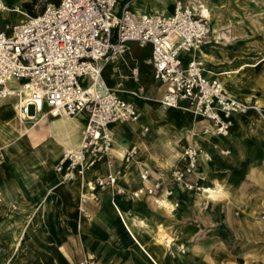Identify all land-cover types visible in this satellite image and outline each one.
<instances>
[{
  "label": "crops",
  "instance_id": "crops-1",
  "mask_svg": "<svg viewBox=\"0 0 264 264\" xmlns=\"http://www.w3.org/2000/svg\"><path fill=\"white\" fill-rule=\"evenodd\" d=\"M14 1L3 0L4 5ZM171 1L165 5L157 0H132L130 10L169 14L176 1L191 3ZM204 4L210 15L209 36L183 55L184 62L202 59L207 78L216 79L226 92L240 100L261 105L260 114L250 111L232 118L225 137L203 134V129L210 127L208 120L190 111L160 106L164 88L153 78L151 47L128 43L120 58L103 66L101 79L106 88L133 103L140 117L136 123L110 126V161L104 159L83 176L74 173L64 182L54 170H50L51 176L43 175V171L29 176L27 165L21 163L18 169L11 158L2 154L0 222L10 207L26 202L39 211L52 236L55 258L37 253L32 249L35 245L28 242L34 253L30 264H36L38 258L43 264H79L89 257L96 264H243L227 252L221 232L241 234L246 241L259 243L261 252L264 237L259 235L257 239L256 235L264 230L260 218L264 212V0H204ZM90 82L89 78L80 80L81 86L87 84L83 88ZM7 106L11 110L4 114ZM78 116L57 118L71 127L69 134L63 131V125L53 127L56 123L46 113L36 120L37 126L42 122L49 128L43 136L54 131L60 137L67 134L66 138L77 134L72 143L51 142L56 148L54 165L63 150L74 149L79 143L86 118ZM15 117L12 101L1 104L0 152L6 151L8 156L12 131L17 133L12 126ZM187 146L201 147L211 156L210 161L199 157L196 169L185 177L200 192L186 191L170 178L173 169L185 168L182 153ZM118 171L116 185L123 194L112 195L110 189L98 188L91 192L97 177ZM144 172L146 179L141 178ZM239 175L243 179H237ZM155 184L159 188L147 194L146 190ZM206 188L218 192L214 200L206 197ZM169 191L171 195H167ZM91 194L96 198L92 199ZM44 199L48 201L45 220L40 212ZM164 203L174 210L164 208ZM203 204H207L206 209ZM158 236L174 239L177 246L160 244ZM179 245L185 247V254L178 252ZM262 262L264 256L260 254L249 262L244 260V264Z\"/></svg>",
  "mask_w": 264,
  "mask_h": 264
},
{
  "label": "built area",
  "instance_id": "built-area-1",
  "mask_svg": "<svg viewBox=\"0 0 264 264\" xmlns=\"http://www.w3.org/2000/svg\"><path fill=\"white\" fill-rule=\"evenodd\" d=\"M131 2L59 0L57 5L48 4L36 15L25 14V19L0 31V105L12 101L17 119L29 124L39 118L29 114L31 106L52 118L81 114L86 118L77 147L63 150L54 165L62 181L74 173L83 176L104 159L110 161V126L139 120L138 108L106 88L101 79L103 66L120 58L128 43L151 47L153 78L164 88L160 106L190 111L208 120L210 127L204 128L203 134L225 137L232 118L250 111L260 114L256 103L240 100L216 79L207 78L202 59L184 62L183 55L203 44L210 33L209 16L203 14L201 5L176 1L169 14L135 13L130 10ZM0 3L4 6L3 0ZM83 78L91 81L87 88L80 84ZM182 154L186 166L173 169L170 178L186 191H199L185 177L196 169L199 157L210 161L211 156L196 146H187ZM119 175L118 171L97 177L91 192L98 188L110 189L112 195L123 194L116 185ZM146 177L144 172L141 178ZM158 188L155 184L146 192L150 195ZM260 218L264 220V212ZM185 251L183 246L178 249L180 254ZM79 264L96 263L89 257Z\"/></svg>",
  "mask_w": 264,
  "mask_h": 264
},
{
  "label": "rangeland",
  "instance_id": "rangeland-1",
  "mask_svg": "<svg viewBox=\"0 0 264 264\" xmlns=\"http://www.w3.org/2000/svg\"><path fill=\"white\" fill-rule=\"evenodd\" d=\"M27 1L30 0H15V3L9 5L5 4L3 6V8L5 9H1L0 11V30H4L6 26H11L12 24L25 19V15L12 12L13 9L18 8L20 12H23L27 15H32L25 11V9L22 7V3ZM189 1L195 5H201L203 14L207 15L204 10L206 6L204 4V0ZM39 7V4L33 5L32 9L34 13L38 14ZM86 85L87 84H84L82 86L85 87ZM7 112L8 111L6 110L3 113L6 114ZM42 112L40 111V108L38 112H36L33 106L29 108V114L34 115L36 117H39ZM49 118L54 119L50 116ZM36 122L37 121L33 122L32 125L27 123V126H34L35 128H37V130H39V126L34 124ZM40 132L41 137L40 135L39 137L40 139L42 138V146L39 145V147L33 148L30 139L20 137L18 132L15 133L14 131H12V139L10 141L11 148L9 151V156L6 154V151H1L0 159L2 157V154H5L6 157L12 159L13 166H17L18 169L21 166V163L27 165L29 176L35 175V173L38 172H40L41 174L42 171L44 172L43 175L51 176L50 170L54 169L53 160L56 155V148L52 146L51 142H55L57 140L60 143H65L70 140V142L72 143L73 141L77 140V134L75 133L76 135H73V138L72 136L66 138L63 135L67 136V134H63V138L62 136L60 137L59 135H57L56 131H54V133H51L50 136L45 135L43 137L42 133H45V131L42 130ZM46 144H49V146ZM25 146H27V148L29 149L28 152L24 151ZM21 150L24 151V153L21 154ZM42 165L44 168L42 167ZM237 179H243V176L239 175ZM27 181L30 182L31 179H27ZM31 202L33 203L34 201L32 200ZM205 205L206 204H203V208ZM2 215L3 213L1 214V216ZM1 220L0 264H30V256L34 255V253L30 251L28 242L32 243L33 246L35 245L32 249H37V253H44V255H51L53 258H55L52 245V236L46 226L43 225L41 217L39 215V211H36L33 204L31 205L26 202H24L23 204L16 203L14 207H10L9 214H6L3 218H1ZM220 235L222 236V239L226 242L225 246L227 252L235 256L237 258V261H242L243 264L244 260L249 262V260L251 259H256L259 254L264 256V244L262 245L261 252H259V243L254 242L253 240L246 241L245 239L241 238V234L237 233L235 235H229V233L227 232H221ZM259 235H262V237H264V230H261L260 233H257V239L259 238ZM261 243H264V239ZM36 264H43L42 259L38 258ZM257 264L264 263L262 262Z\"/></svg>",
  "mask_w": 264,
  "mask_h": 264
},
{
  "label": "bare ground",
  "instance_id": "bare-ground-1",
  "mask_svg": "<svg viewBox=\"0 0 264 264\" xmlns=\"http://www.w3.org/2000/svg\"><path fill=\"white\" fill-rule=\"evenodd\" d=\"M136 1V0H135ZM156 1V0H155ZM158 2H160V3H164L165 5L166 4H169L170 2H172L171 0H157ZM22 3V2H21ZM142 3V2H141ZM171 4V3H170ZM7 8V7H6ZM132 8V7H131ZM1 9H5V8H3V5L0 3V11H1ZM133 9H135L136 10V8H133ZM142 9V8H141ZM135 10L133 11V12H135ZM204 10H205V12H207V14H208V16H210L209 15V11H208V9H207V7L205 6V8H204ZM10 12V11H9ZM12 12H16V13H20V14H22V15H25V13H23V12H20V10L17 8V9H13L12 10ZM135 13H138V12H135ZM212 15V14H211ZM214 16V15H213ZM212 16V17H213ZM211 17V18H212ZM214 18V17H213ZM215 20V19H214ZM214 31H215V24H214V22L212 23V32L214 33ZM201 53H202V55L203 56H205V57H207V54L204 52V51H202L201 50ZM260 104V103H259ZM256 105H257V107H259V109H261L262 107H261V105H258L257 103H256ZM1 106V105H0ZM4 110H11V107H9V106H7L6 107V109L4 108ZM11 112V111H10ZM15 114H16V112H15ZM13 117H14V115H13ZM45 117V114L44 113H42L40 116H39V118L41 119V118H44ZM48 118V117H47ZM60 118V117H59ZM62 120V119H61ZM65 120H67V119H65ZM264 120V119H263ZM62 121H64V120H62ZM62 121H59V119H57V118H54L53 119V121H52V123H56V124H54V126L53 127H60L61 125H63L62 123ZM8 123V121L6 122V124L5 125H8L7 124ZM10 123V122H9ZM37 123V122H36ZM36 123H34V124H36ZM60 123V124H59ZM69 123V122H68ZM11 124V123H10ZM32 125V124H31ZM53 125V124H52ZM15 129H16V131L18 132V134H19V136L20 137H25V138H27V139H30V141H31V143H32V147L33 148H36V147H39V145H41V140H42V138L40 139V137H41V132L40 131H45V133L48 131L47 129H49V128H47V125H44L42 122L38 125L39 127H38V129L40 130H37V128H35L34 126H30V127H28L27 126V123H25V121H23V119H17V114H16V117H15V120H14V122H13V125H12ZM64 127V130L63 131H65L66 130V133H68L69 134V132L70 131H68V129H70L71 127H69V125H68V127H67V125L65 124V125H63ZM73 126V125H72ZM76 127V126H75ZM61 128V127H60ZM44 133V134H45ZM39 135H40V137H39ZM35 136V137H34ZM63 136H65V135H63ZM44 137V136H43ZM42 146V145H41ZM111 152H112V148H111ZM126 158V157H125ZM182 159H184L185 160V157H184V155L182 154ZM43 166V165H42ZM49 167H50V165H49ZM53 168V167H52ZM53 170V169H52ZM51 170V171H52ZM65 182V181H64ZM66 186H67V184H66ZM220 186V185H219ZM70 189V188H69ZM221 190V189H220ZM204 193L206 194V197L207 198H209L210 200H214L216 197H217V191L216 190H213V189H210V188H206L205 190H204ZM225 194V193H224ZM220 196V195H219ZM83 197V196H82ZM158 202H160V201H158ZM167 202V201H166ZM168 204V203H167ZM167 204H165L164 203V208H166V209H169L170 207H168L169 205H167ZM171 206V205H170ZM163 207V206H162ZM47 208H48V201H47V199H44L43 201H42V203H41V207H40V212L42 213V216H43V218H44V220H45V218H46V216H45V212L47 211ZM163 208V209H164ZM169 210H171V211H173L174 210V208H171V209H169ZM41 215V214H40ZM143 224V223H142ZM163 228V227H162ZM144 230V229H143ZM163 230V229H162ZM157 231V230H156ZM161 232V231H160ZM160 235V234H159ZM157 242H159L160 244H162V245H164V246H167V247H171V246H177V242L174 240V239H170V238H164V237H161V236H158L157 238ZM181 246H183V245H179V247H181ZM178 249V248H177Z\"/></svg>",
  "mask_w": 264,
  "mask_h": 264
},
{
  "label": "trees",
  "instance_id": "trees-1",
  "mask_svg": "<svg viewBox=\"0 0 264 264\" xmlns=\"http://www.w3.org/2000/svg\"><path fill=\"white\" fill-rule=\"evenodd\" d=\"M58 2H59V0H30V1H27V2H23L22 3V7L28 13H30L32 15H36L37 13H34V11L32 9L33 5L39 4L40 7H39L38 13H41L46 5H48V4L57 5Z\"/></svg>",
  "mask_w": 264,
  "mask_h": 264
}]
</instances>
